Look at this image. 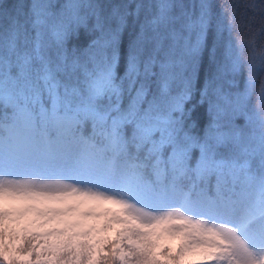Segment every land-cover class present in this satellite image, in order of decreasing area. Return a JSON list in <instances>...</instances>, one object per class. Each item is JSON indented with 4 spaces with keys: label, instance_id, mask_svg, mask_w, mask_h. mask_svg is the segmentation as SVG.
<instances>
[{
    "label": "snow or ice",
    "instance_id": "obj_1",
    "mask_svg": "<svg viewBox=\"0 0 264 264\" xmlns=\"http://www.w3.org/2000/svg\"><path fill=\"white\" fill-rule=\"evenodd\" d=\"M161 259L264 264V0H0V264Z\"/></svg>",
    "mask_w": 264,
    "mask_h": 264
},
{
    "label": "trees",
    "instance_id": "obj_2",
    "mask_svg": "<svg viewBox=\"0 0 264 264\" xmlns=\"http://www.w3.org/2000/svg\"><path fill=\"white\" fill-rule=\"evenodd\" d=\"M8 2L10 4H14V3H16V0H8ZM221 2H223V0H221ZM229 2H231V0H229ZM241 2H242V0H241ZM205 73H206V70H205ZM158 264H168V262L161 259V260L158 261Z\"/></svg>",
    "mask_w": 264,
    "mask_h": 264
}]
</instances>
